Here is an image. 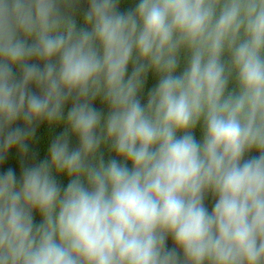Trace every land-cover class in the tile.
<instances>
[{
	"label": "clouds",
	"instance_id": "9594fccd",
	"mask_svg": "<svg viewBox=\"0 0 264 264\" xmlns=\"http://www.w3.org/2000/svg\"><path fill=\"white\" fill-rule=\"evenodd\" d=\"M9 153L0 264H264V0H0Z\"/></svg>",
	"mask_w": 264,
	"mask_h": 264
},
{
	"label": "trees",
	"instance_id": "16d2710c",
	"mask_svg": "<svg viewBox=\"0 0 264 264\" xmlns=\"http://www.w3.org/2000/svg\"><path fill=\"white\" fill-rule=\"evenodd\" d=\"M152 81H149V86L151 85ZM62 129H55L49 130L48 128L41 125L37 129L36 139L34 140L33 144L30 146V151L26 154L22 159L25 164L32 163L33 156L35 155L36 159H40L44 155V149L47 144V139L49 136H54L58 134ZM199 135V134H197ZM21 163V158L16 157L15 153H9L8 159L2 163H0V171L4 170L7 167L19 168ZM169 245H171V241H169Z\"/></svg>",
	"mask_w": 264,
	"mask_h": 264
}]
</instances>
